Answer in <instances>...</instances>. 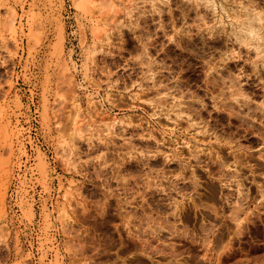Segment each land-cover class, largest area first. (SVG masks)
<instances>
[{
	"label": "rangeland",
	"instance_id": "rangeland-1",
	"mask_svg": "<svg viewBox=\"0 0 264 264\" xmlns=\"http://www.w3.org/2000/svg\"><path fill=\"white\" fill-rule=\"evenodd\" d=\"M263 37L264 0H0V264H264Z\"/></svg>",
	"mask_w": 264,
	"mask_h": 264
},
{
	"label": "bare ground",
	"instance_id": "bare-ground-1",
	"mask_svg": "<svg viewBox=\"0 0 264 264\" xmlns=\"http://www.w3.org/2000/svg\"><path fill=\"white\" fill-rule=\"evenodd\" d=\"M209 4V3H208ZM256 18V17H255ZM260 20V19H259ZM246 22V21H245ZM256 22V21H255ZM245 25V24H244ZM251 25V24H250ZM255 29H253V27H249L248 28V31L250 32V33H252V31H254ZM243 32V31H242ZM244 33H246V32H244ZM247 34V33H246ZM252 35V34H251ZM245 37H246V35H245ZM264 38V37H263ZM257 39V38H256ZM255 43H257V42H255ZM259 49V48H258ZM262 49V48H261ZM257 54V53H256ZM242 94V93H241ZM117 204V203H116ZM120 206V205H119ZM120 210H121V208H120ZM125 210V209H124ZM122 214V213H121ZM126 214V213H125ZM151 217V216H150ZM147 222H149V221H147ZM165 222V221H164ZM149 227V226H148ZM163 227V226H162ZM154 231V230H153ZM158 231V230H157ZM172 263V262H171Z\"/></svg>",
	"mask_w": 264,
	"mask_h": 264
}]
</instances>
